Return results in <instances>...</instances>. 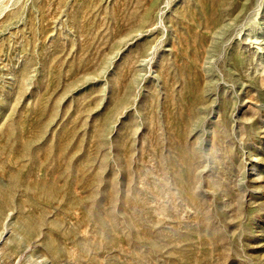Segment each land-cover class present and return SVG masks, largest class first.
Instances as JSON below:
<instances>
[{"label": "rangeland", "instance_id": "obj_1", "mask_svg": "<svg viewBox=\"0 0 264 264\" xmlns=\"http://www.w3.org/2000/svg\"><path fill=\"white\" fill-rule=\"evenodd\" d=\"M0 264H264V0H0Z\"/></svg>", "mask_w": 264, "mask_h": 264}, {"label": "bare ground", "instance_id": "obj_2", "mask_svg": "<svg viewBox=\"0 0 264 264\" xmlns=\"http://www.w3.org/2000/svg\"><path fill=\"white\" fill-rule=\"evenodd\" d=\"M146 52H147V50H146ZM146 52L141 55V56H143V61L146 60L147 57L149 56Z\"/></svg>", "mask_w": 264, "mask_h": 264}]
</instances>
